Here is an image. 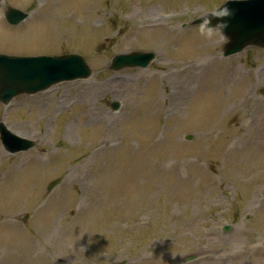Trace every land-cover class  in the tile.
<instances>
[{
    "label": "rangeland",
    "instance_id": "rangeland-1",
    "mask_svg": "<svg viewBox=\"0 0 264 264\" xmlns=\"http://www.w3.org/2000/svg\"><path fill=\"white\" fill-rule=\"evenodd\" d=\"M224 1H0V52L79 53L91 69L0 102L33 141L0 142V264H237L214 252L255 245L241 264H264V50L224 57L223 38L184 25ZM7 6L27 19L9 25ZM131 50L155 58L108 68Z\"/></svg>",
    "mask_w": 264,
    "mask_h": 264
},
{
    "label": "water",
    "instance_id": "water-1",
    "mask_svg": "<svg viewBox=\"0 0 264 264\" xmlns=\"http://www.w3.org/2000/svg\"><path fill=\"white\" fill-rule=\"evenodd\" d=\"M232 10L228 18V27L224 29L227 42L223 45L225 56L236 53L246 46H257L264 49V0H234L227 4ZM27 14L13 8L5 11L6 19L18 23ZM200 18L191 22L199 24ZM216 20L212 21L215 24ZM154 58L150 51H133L116 54L110 63V68L118 70L123 67H146ZM90 74L84 58L78 54L59 56H10L0 54V100L6 103L19 93L33 94L46 89L51 84L85 78ZM118 104L114 102L113 108ZM3 143L12 151L26 149L31 142H21L10 147V137L0 126ZM226 229V228H225Z\"/></svg>",
    "mask_w": 264,
    "mask_h": 264
},
{
    "label": "clouds",
    "instance_id": "clouds-1",
    "mask_svg": "<svg viewBox=\"0 0 264 264\" xmlns=\"http://www.w3.org/2000/svg\"><path fill=\"white\" fill-rule=\"evenodd\" d=\"M233 0H225V3L213 10L202 14L199 18V34L205 39H212L214 36H219L227 42L224 36V29L228 27L227 20L232 16V10L227 7V4L232 3ZM216 20L215 24L212 21Z\"/></svg>",
    "mask_w": 264,
    "mask_h": 264
},
{
    "label": "bare ground",
    "instance_id": "bare-ground-1",
    "mask_svg": "<svg viewBox=\"0 0 264 264\" xmlns=\"http://www.w3.org/2000/svg\"><path fill=\"white\" fill-rule=\"evenodd\" d=\"M49 14H52V13L49 12ZM150 16L153 17V21H156V14L150 15ZM146 19H149V18L147 17ZM235 73H236V69L230 68L229 71L227 72V77L230 79ZM86 84H87L86 82L83 83L84 86H87ZM102 117H104L106 119L109 118V116L106 113H103ZM20 134L23 135L22 133H20ZM250 142L253 143L254 140L251 139ZM22 156H26V154H24ZM23 158H18V159H19V161H21ZM217 246H218V244H216L214 248H217ZM214 250H216V249H214ZM258 250H260V248L257 245L249 246L244 250H238L235 247L230 246L226 249V251L223 255H220L218 252H214V254H216L214 256H216L220 260L229 259V260H232L233 262H235L237 264H241L242 262L247 260L249 256L255 254ZM9 255H11V256L14 255V256L22 257V258H28L29 257L28 255H26L24 253H18V252H10ZM211 259H215V258L212 257Z\"/></svg>",
    "mask_w": 264,
    "mask_h": 264
}]
</instances>
